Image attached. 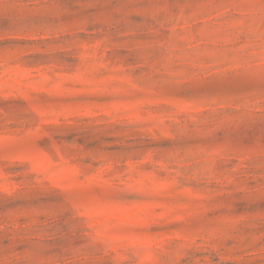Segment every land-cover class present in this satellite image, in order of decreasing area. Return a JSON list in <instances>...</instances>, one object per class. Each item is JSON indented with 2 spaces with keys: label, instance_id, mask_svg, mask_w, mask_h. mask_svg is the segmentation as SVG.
<instances>
[{
  "label": "rangeland",
  "instance_id": "1",
  "mask_svg": "<svg viewBox=\"0 0 264 264\" xmlns=\"http://www.w3.org/2000/svg\"><path fill=\"white\" fill-rule=\"evenodd\" d=\"M0 264H264V0H0Z\"/></svg>",
  "mask_w": 264,
  "mask_h": 264
}]
</instances>
